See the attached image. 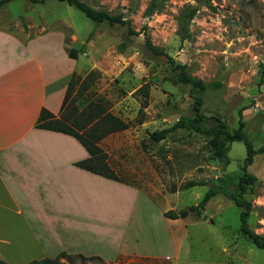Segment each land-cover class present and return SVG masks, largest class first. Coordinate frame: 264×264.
<instances>
[{"label": "rangeland", "instance_id": "374dc122", "mask_svg": "<svg viewBox=\"0 0 264 264\" xmlns=\"http://www.w3.org/2000/svg\"><path fill=\"white\" fill-rule=\"evenodd\" d=\"M82 1L122 15L135 33L96 24L57 0H12L0 7V29L40 47L42 56L50 54L58 70L72 66L85 82L86 90L74 91L79 110L103 98L129 125L100 144L123 184H99L103 218L74 230L66 241L77 254L53 264H264V250L239 230L241 208L227 197H214L201 214L185 219L164 216L199 204L212 185L238 183L244 142L184 129L161 142L150 139L194 115L192 87L173 81L171 57L192 77L220 84L195 93L203 99L206 126L224 123L234 132L242 112L247 138L255 149L264 146V0ZM146 38L166 55L152 53ZM72 48L84 52L71 64L63 56ZM223 146L229 148L228 161L215 155ZM248 173L257 178L246 195L249 225L264 236V154L254 157ZM190 181L206 185L182 189Z\"/></svg>", "mask_w": 264, "mask_h": 264}, {"label": "crops", "instance_id": "0c3cea01", "mask_svg": "<svg viewBox=\"0 0 264 264\" xmlns=\"http://www.w3.org/2000/svg\"><path fill=\"white\" fill-rule=\"evenodd\" d=\"M29 43L0 29V261L7 264L77 254L66 240L103 218L99 184H123L76 166L89 154L74 137L38 128L43 108L59 115L74 71L58 70Z\"/></svg>", "mask_w": 264, "mask_h": 264}, {"label": "trees", "instance_id": "16d2710c", "mask_svg": "<svg viewBox=\"0 0 264 264\" xmlns=\"http://www.w3.org/2000/svg\"><path fill=\"white\" fill-rule=\"evenodd\" d=\"M30 1L35 4H41L45 3L47 0ZM57 1L65 2L70 6L76 7L84 13L87 18L91 19L96 24L106 23L111 26L116 24L120 26H127L129 33H135L131 30L129 22L125 20L122 15H112L105 11L95 9L82 0ZM10 2H12V0H0V7H3ZM145 44L155 55H166L163 50L153 46L148 38H146ZM83 52V48H72L67 50V55L71 59H77L78 55ZM169 60L172 69L176 72L173 81L175 83H182L192 87L190 94L191 97L194 98V115L180 117L172 126L153 132L150 135V139L154 142H161L165 140L169 134L180 129L192 130L208 136L215 134L223 137V139L225 138L228 142H244L247 150V156L242 166L243 175L238 183L233 185H212L199 204L182 209L178 212L173 210L168 211L164 213V216L171 220H177L185 219L192 213L201 214L210 200L214 197L222 195L241 208L240 232L248 237V239H250L256 247L264 250V236H260L250 228L249 219L251 215V203L246 198V195L253 189V186L257 182V178L248 173V167L253 164V160L256 155L264 154V146L255 149L247 138L244 132L245 124L242 120V112H240L239 126L234 132H231L224 123L206 126L205 118L202 112L203 99L199 95H195V93H204L210 87H218L220 84H208L201 79L192 77L188 73L185 65L177 64L171 57H169ZM77 86H80L81 89L84 90L88 88L85 82L82 81L81 77L76 73H73L69 81L59 115L56 116L43 108L41 110L37 126L41 129L70 135L87 150L89 158L75 163L76 166L107 179L122 183V180L115 174L109 165L107 161L108 154L104 151L100 144L108 136L127 130L129 125L108 110L107 102L104 101L103 98L88 100L86 105L79 110L75 104L76 99L74 98V91ZM144 93L147 96L148 92H146V90ZM228 149L229 148L226 146L218 147L215 150V155L221 160L228 161ZM204 185H206L204 182L190 181L184 184L182 189H190ZM63 256L67 257L69 255L63 252L54 259L46 258L42 260H34L28 264H53L58 262L59 258ZM76 256L81 259L86 258L81 254L74 255V257ZM0 263L7 264L4 261H0Z\"/></svg>", "mask_w": 264, "mask_h": 264}]
</instances>
